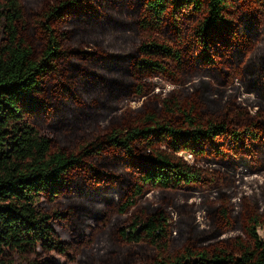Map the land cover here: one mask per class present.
<instances>
[{"label":"trees","instance_id":"16d2710c","mask_svg":"<svg viewBox=\"0 0 264 264\" xmlns=\"http://www.w3.org/2000/svg\"><path fill=\"white\" fill-rule=\"evenodd\" d=\"M263 5L264 0H55L36 20L44 31L37 43L27 37L31 25L22 0H0V264H38L40 254H65L64 241L54 227L60 211L49 213L45 203L66 194L76 170L89 167L98 172L88 163L103 156L115 168L118 181L108 178L111 173L105 171L96 180L106 179L108 185L125 181V169L131 174L122 160L134 162L135 181L132 178L130 190L116 198L78 184L71 208L96 215L100 208L95 203L101 197L120 214H127L148 189L193 187L202 184L208 172L212 182L221 174L236 179L237 174L263 173L264 11L256 13ZM187 18L185 30L182 21ZM162 24L165 31L160 30ZM149 27L160 31L141 34ZM57 31L71 32L65 39L67 45ZM190 35H196L192 44ZM173 37L180 49L168 42ZM186 46L191 47L190 64L181 53ZM85 47L90 49L84 51ZM77 51L88 59L74 63ZM63 60L72 62L70 68L62 65ZM162 62L184 69L189 65L202 75L206 69L213 78L225 77L230 83L237 79L239 84L234 83L235 92L228 97L234 106L222 112L215 107L213 115L205 117L203 107L186 108L172 96L163 98L159 111L147 112L139 124L113 125L120 111L109 119L111 125L102 137L83 144L79 152L56 147L54 138L33 119L46 107L43 79L49 73L58 78L59 86L65 77L73 86L79 81L74 74L80 73L87 76L85 83L81 91L70 89L71 94L81 104L96 99L102 104L90 111L92 121L80 127L90 133L109 111L127 110L113 98L148 90L149 83L143 79L150 71L166 70ZM207 82L201 78V84ZM241 90L247 92L244 102L258 107L254 114L234 100ZM69 111L64 118L72 121L74 111ZM107 150L123 158L119 162L112 155L107 157ZM181 151L217 165L203 170L190 164ZM225 164L230 172L222 169ZM220 212L222 217L228 211L221 208ZM243 225L248 240L239 238L233 250L222 246L199 249L191 244L167 255L168 216L157 208L144 218L133 217L130 232L121 228L120 237L127 243L153 247L156 257L148 264H264V241L256 232L259 225L264 226V208L247 210Z\"/></svg>","mask_w":264,"mask_h":264},{"label":"rangeland","instance_id":"374dc122","mask_svg":"<svg viewBox=\"0 0 264 264\" xmlns=\"http://www.w3.org/2000/svg\"><path fill=\"white\" fill-rule=\"evenodd\" d=\"M54 1L22 0L27 22L31 25L27 34L31 41L38 43L40 40L39 34H44L43 29L38 27L40 24L36 20L42 11L47 9ZM259 11H264V5L260 6L256 13L258 14ZM257 14L253 13L256 17L258 16ZM188 21L189 18L182 21V26L185 30L189 27ZM179 26L183 30L182 26ZM161 27L160 30H166L163 28V24ZM160 30L149 27L141 34L155 35ZM57 33L64 40L63 43L67 45L65 39L67 34L71 32H67L65 35L61 31H57ZM189 39L192 44L196 39V35H190ZM168 42L171 43L172 48H179V43L174 37L169 39ZM70 46V49H74V47ZM89 49V47H85L84 51ZM181 53L184 55V61L190 64L191 47H182ZM77 54L79 56L76 58L77 61H73L74 63L80 62V59H88L82 52L77 51ZM63 57L64 55L60 59H63ZM162 63L167 67L166 70L162 73L150 71L149 76L143 79L149 83L148 90L131 97H120V99L118 98L119 100L113 98V100H117V105L119 104L120 107L126 106L127 110L122 111L118 108L117 110L109 111L106 116L101 117L99 126L91 127L90 133L81 130L80 127L84 122L92 121L90 120L92 119L90 111L102 108V104L97 99L92 100L89 105L81 104L75 98L76 95L71 94L70 90L76 88L77 91H81L87 76L76 73L74 74L75 81L79 80L76 84L72 86L65 77L64 85L59 86L56 85L58 78L54 77L53 72H51L43 79L46 107L43 111L37 113L33 119L43 133L54 138L56 147L79 152L83 144L93 140L98 135L102 137V132L111 125L109 119L113 116H118L120 111L117 121L113 125L139 124L147 112L154 113L156 110L159 111V101L163 98L172 96L186 108L196 107L199 109L203 107L205 112L201 113L205 117H211L215 107L222 112L226 108L234 106L233 100H229L228 97L229 94H234L233 85L234 83L239 84L237 79L230 83L225 77L213 78L206 69H203L206 74L202 75L200 71L195 73V69L190 68L189 65H186L184 69L174 63L169 65H166L165 62ZM70 64L72 62H62V65H67L69 68ZM57 65L59 66L60 64ZM174 70H177L178 73H174ZM201 78L207 79V84H201ZM101 86L107 93L106 86L103 84ZM246 94L247 92L241 90L236 94L234 100L238 99V102L246 105L249 112L254 114L258 107L244 102ZM96 98L102 99L99 96ZM69 110L74 111L72 112V121L64 118L66 112H71ZM140 151L137 150V152ZM140 154L144 155L146 152L141 151ZM179 154L184 156L190 164L206 171H210L212 166L217 165L215 162H209L207 158L195 160L193 156L184 151ZM110 155L114 159L117 158L120 162L122 157L120 153H113L112 150H107V155L105 156L108 157ZM95 160H89L90 163L88 165L92 164L93 168L97 169L98 172L91 170L89 167L76 170L71 175L76 184L71 182L72 186L56 202L45 203L49 213H53L54 210L60 211L61 217L58 220V216L54 218V227L64 241L65 250L63 253L65 254L55 251L49 254H40V258L37 260L38 264H148L156 257L155 249L145 243L131 244L125 242L120 237V229L123 228L126 232H130L129 221L133 217L144 218L157 208H163L168 216L170 234L169 239L166 240L168 251L164 252L167 255L180 252L186 245L191 244L199 249L222 246L233 250L236 248L234 243L239 238L242 241L248 240L243 225L246 211L255 210L256 208L262 210L264 208V172L237 174L236 179H229L221 174L216 182H212V175L208 172L203 183L193 187L183 186L179 188H153L146 190L143 195L136 199L135 204L127 214H120L114 204L106 203L107 200H101V197H98L100 201L98 200L99 202L95 203V206L100 208L96 215L79 208L75 210L76 208H71V204L76 200L74 192L77 190L78 184H81L91 192H100L104 196L119 198L120 196L123 197L127 189L130 190L129 184L132 178L135 181L136 166L133 161L126 162L125 160H122L121 163L128 165L127 167L132 169L131 172L127 169L131 173L128 174L124 167L121 168L125 169L123 170V173L126 174L125 181L115 185H108L106 179L96 180L98 176L102 175L100 171H105V173H111L108 178L118 181L115 178V168L104 161V156L97 160L98 163H95ZM226 163L229 164L228 162ZM222 169L225 170V173L230 172L226 164L223 165ZM241 175L244 177L242 178ZM221 208H225L228 211L222 217ZM256 232L258 237L264 241V226L259 225Z\"/></svg>","mask_w":264,"mask_h":264}]
</instances>
